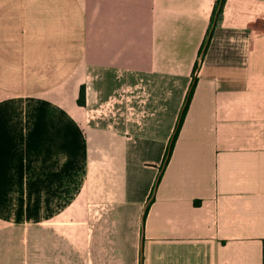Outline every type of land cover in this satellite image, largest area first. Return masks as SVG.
<instances>
[{
  "label": "crops",
  "instance_id": "obj_1",
  "mask_svg": "<svg viewBox=\"0 0 264 264\" xmlns=\"http://www.w3.org/2000/svg\"><path fill=\"white\" fill-rule=\"evenodd\" d=\"M216 1L0 0V264H263L264 0ZM92 175L80 246L44 209Z\"/></svg>",
  "mask_w": 264,
  "mask_h": 264
},
{
  "label": "rangeland",
  "instance_id": "obj_2",
  "mask_svg": "<svg viewBox=\"0 0 264 264\" xmlns=\"http://www.w3.org/2000/svg\"><path fill=\"white\" fill-rule=\"evenodd\" d=\"M139 156L142 159L155 157L149 150L142 151ZM101 185L99 177L92 175L88 177L84 187L77 185L73 193H60L58 206L44 209L48 210L47 214H51L45 220L65 237L82 246L96 219L109 207V200L112 199Z\"/></svg>",
  "mask_w": 264,
  "mask_h": 264
},
{
  "label": "trees",
  "instance_id": "obj_3",
  "mask_svg": "<svg viewBox=\"0 0 264 264\" xmlns=\"http://www.w3.org/2000/svg\"><path fill=\"white\" fill-rule=\"evenodd\" d=\"M223 2L224 0H217L215 5H214V8H213V11H212V15H211V23L215 20V19H218L221 15V10H222V5H223ZM195 67H197V63L195 64ZM196 77H193L192 78V81L190 83V86H189V90H188V93L185 97V100H184V103H183V106H182V109L180 111V114H179V117H178V120H177V123H176V127L174 129V132L170 138V141L168 143V146L166 148V151H165V155H164V158H163V161H162V165L160 167L161 169V172L163 171L166 163L168 162L169 160V157H170V154L172 152V149H173V146H174V142L176 140V137L178 135V132L180 130V127L182 125V122H183V119H184V116L186 114V111L188 109V106H189V102H190V99L192 97V94H193V91H194V88H195V85H196ZM77 103L79 105H84L85 104V88L83 85L80 86V89H79V94H78V98H77ZM161 172L158 174L157 178H156V182L154 183L153 185V188L150 192V195H149V202H148V205L150 202H152V200L154 199V192H155V188H156V185L157 183L159 182V179L161 177ZM263 264H264V240H263Z\"/></svg>",
  "mask_w": 264,
  "mask_h": 264
},
{
  "label": "built area",
  "instance_id": "obj_4",
  "mask_svg": "<svg viewBox=\"0 0 264 264\" xmlns=\"http://www.w3.org/2000/svg\"><path fill=\"white\" fill-rule=\"evenodd\" d=\"M199 61V60H198Z\"/></svg>",
  "mask_w": 264,
  "mask_h": 264
}]
</instances>
